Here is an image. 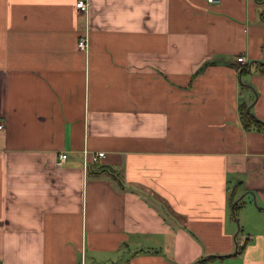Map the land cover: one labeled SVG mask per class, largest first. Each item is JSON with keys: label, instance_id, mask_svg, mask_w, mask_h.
<instances>
[{"label": "crops", "instance_id": "obj_1", "mask_svg": "<svg viewBox=\"0 0 264 264\" xmlns=\"http://www.w3.org/2000/svg\"><path fill=\"white\" fill-rule=\"evenodd\" d=\"M77 1L0 0V264H264V0Z\"/></svg>", "mask_w": 264, "mask_h": 264}, {"label": "built area", "instance_id": "obj_2", "mask_svg": "<svg viewBox=\"0 0 264 264\" xmlns=\"http://www.w3.org/2000/svg\"><path fill=\"white\" fill-rule=\"evenodd\" d=\"M209 2H218L219 0H208ZM76 7L85 10L87 7L86 2H84L83 0H78L76 2ZM78 47L80 48H85L86 49V39L81 38L78 40ZM236 61L242 65H245L248 63V60L246 59V57L244 55H238L236 57ZM4 129V123L2 120H0V130ZM105 153L103 151H98L92 154V161L93 162H97L100 158L104 157ZM67 155L65 153H59L58 155V159L56 164L57 165H62L63 162L66 160Z\"/></svg>", "mask_w": 264, "mask_h": 264}, {"label": "trees", "instance_id": "obj_3", "mask_svg": "<svg viewBox=\"0 0 264 264\" xmlns=\"http://www.w3.org/2000/svg\"><path fill=\"white\" fill-rule=\"evenodd\" d=\"M241 122L242 124L249 128L252 125H259L260 122L256 120L254 117H251L246 110L241 108ZM207 262V259H201L196 264H205Z\"/></svg>", "mask_w": 264, "mask_h": 264}, {"label": "rangeland", "instance_id": "obj_4", "mask_svg": "<svg viewBox=\"0 0 264 264\" xmlns=\"http://www.w3.org/2000/svg\"><path fill=\"white\" fill-rule=\"evenodd\" d=\"M237 223H239V222H237ZM239 226H240V223H239ZM239 235H240V234H239ZM243 237H244L243 235H240V236L238 237V239H239V240H242Z\"/></svg>", "mask_w": 264, "mask_h": 264}]
</instances>
